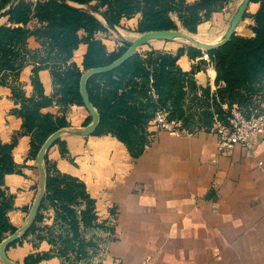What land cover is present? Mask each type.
<instances>
[{"label": "crops", "instance_id": "1", "mask_svg": "<svg viewBox=\"0 0 264 264\" xmlns=\"http://www.w3.org/2000/svg\"><path fill=\"white\" fill-rule=\"evenodd\" d=\"M231 1L198 24L191 35L203 42L219 39L233 11ZM256 7L248 4L247 11L253 12ZM137 18L138 14L119 21L116 27L123 38L131 40L139 34L134 31ZM249 22L248 18L240 20L234 31L249 35ZM103 33L109 31L94 35ZM110 39L101 41L106 51L119 36ZM185 44L182 40H150L135 51L152 48L173 53ZM27 45L37 46L32 37ZM84 49L85 45L79 44L70 59L79 67ZM200 56L189 58L183 53L177 64L183 71L197 67L195 84L213 90L215 72ZM33 66L26 63L14 80H8L9 86H18L26 97L33 93ZM36 76L42 93L50 96L48 70L38 69ZM9 86L0 85L2 141H10L20 127V118L11 112L17 103ZM44 111L62 114L69 129L81 128L87 116L84 108L75 104L64 111L51 104ZM146 130L148 142L136 157L109 134L61 135L63 153L52 145L46 159L58 172L83 182L93 200L98 225L84 228L79 236L83 254L79 249L75 258L74 241L72 250L59 256L46 237L49 233L63 236L66 229L53 224L52 209L46 208L36 229L5 249L6 257L17 264L35 253L48 254L38 264H264V127L250 135L246 146L234 144L226 154L217 152L212 126L181 134ZM28 140V135L16 136L12 155L17 172L4 176V185L12 195L7 216L15 227L24 222L38 186L36 163L26 157Z\"/></svg>", "mask_w": 264, "mask_h": 264}, {"label": "trees", "instance_id": "2", "mask_svg": "<svg viewBox=\"0 0 264 264\" xmlns=\"http://www.w3.org/2000/svg\"><path fill=\"white\" fill-rule=\"evenodd\" d=\"M10 1L0 0V10ZM66 1L100 10L115 26L121 19L138 14L134 29L137 33L183 30L193 34L198 24L222 10L231 0ZM248 4H257L253 12L247 11V5L241 17V20L249 19L247 27L250 34L240 35L234 31L224 44L206 51L215 72L213 90L208 85L200 87L195 84L193 73L197 67L183 71L178 66L177 59L183 53L189 58L201 55L200 49L189 44L178 47L173 53L152 48L144 52L134 51L111 70L90 75L85 89L98 121L89 135L109 134L124 145L131 157H136L148 142L146 125L155 110L165 111L168 120L179 122V126L186 131L207 129L214 120L225 122L233 105L245 117L263 112L264 0H249ZM2 19L0 85L9 86L8 80H14L26 63L34 66L30 76L33 90L30 96H24L16 85L9 86L11 97L17 103L11 112L20 118V127L10 141L0 139V241L16 228L7 216L12 209V195L4 185V176L17 172L12 155L16 136L28 135L26 157L35 161V154L43 140L56 129L68 127L62 114L53 115L44 109L51 104L58 105L61 111L71 104L83 107L78 88L82 72L110 63L126 48L122 44L116 50L106 51L94 35L97 31H109L103 22L88 12L67 8L58 0H17ZM29 37L37 44L35 48L28 47ZM79 44L85 45L80 67L70 61ZM41 68L47 69L50 76V96L42 93L36 76V71ZM89 120L87 112L82 125ZM52 145L60 148V154L63 153L64 140L60 136L54 139ZM42 163L44 193L33 222L5 249L36 229L43 210L51 208L53 224L66 230L63 236L49 233L46 240L55 245L56 255L59 256L67 250L71 251L72 243L76 241L77 258L82 247L79 236L84 228L98 225L93 200L82 181L58 172L45 155ZM57 243L59 246H56ZM47 256L43 253L28 254L22 264H38Z\"/></svg>", "mask_w": 264, "mask_h": 264}, {"label": "water", "instance_id": "3", "mask_svg": "<svg viewBox=\"0 0 264 264\" xmlns=\"http://www.w3.org/2000/svg\"><path fill=\"white\" fill-rule=\"evenodd\" d=\"M16 1L17 0H11L5 8L0 10V19L5 17L10 12L12 6L14 5ZM58 1L67 8L85 11V12H88L98 17L103 22V24L106 26L108 30H110L111 32L119 36V39L122 41L123 44H125L126 48L121 55H119L117 58L112 60L110 63L104 66L88 68L85 71H83L82 74L80 75L79 81H78L79 94L81 97L83 107L85 108V110L88 112L90 116L89 122L79 129H69V128L56 129L55 131L50 133L39 146L35 154V163L38 169V176H39L36 194L34 195L32 199V202L25 216L24 222L18 227H16L12 233L7 235L0 241V262L2 264H17L6 257L5 247L11 241L17 239L19 236L25 233V231H27V229L30 227V225L33 222L35 213L38 209L39 203L44 193L45 172H44L42 162H43L44 155L46 151L48 150V148L50 147L51 143L54 141V139L64 134L88 136L97 124V121H98L97 113L94 110V108L91 106V104L89 103L88 96H87L86 89H85L86 79L92 74L109 71L112 68L118 66L120 63L126 60L139 46H141L142 44L150 40L168 41V40L179 39L185 42L186 44H189L190 46L203 50V51H209L214 48H217L218 46L224 44L229 39V37L233 34L235 27L241 20L243 12L246 10L249 0H238V2L236 3L227 21L226 27L222 35L219 37V39L213 42L200 41L196 39L194 36H192L190 33H187L183 30L145 31V32L139 33L133 39L128 40V39L123 38L120 35L118 28L115 25H113L100 10L93 8L91 6L77 5V4L68 2L66 0H58Z\"/></svg>", "mask_w": 264, "mask_h": 264}, {"label": "built area", "instance_id": "4", "mask_svg": "<svg viewBox=\"0 0 264 264\" xmlns=\"http://www.w3.org/2000/svg\"><path fill=\"white\" fill-rule=\"evenodd\" d=\"M110 33L113 32L109 30V33L96 37L100 41H109L111 40ZM122 44V41L117 39L112 43V48L109 51L116 50ZM200 58L205 62L206 66H211L206 51H202ZM229 114L225 122L214 120L212 124V130L217 136L216 150L219 154H226L234 144L246 146L249 142L250 135L264 127V112L245 117L233 105L230 108ZM146 127L161 129L169 134H181L186 131L179 126V122L168 120L166 112L160 109L153 112Z\"/></svg>", "mask_w": 264, "mask_h": 264}, {"label": "rangeland", "instance_id": "5", "mask_svg": "<svg viewBox=\"0 0 264 264\" xmlns=\"http://www.w3.org/2000/svg\"><path fill=\"white\" fill-rule=\"evenodd\" d=\"M238 2V0H233V1H231V4H230V11H232L233 9H234V7H235V5H236V3ZM1 20V19H0ZM215 22H217V20H214ZM208 30L209 31H211L212 30V28H208ZM111 32V31H110ZM104 34V33H103ZM103 34H101V35H103ZM110 35L111 36H115V34L114 33H110ZM176 40H179V39H176ZM263 107H264V105H263ZM264 112V111H263Z\"/></svg>", "mask_w": 264, "mask_h": 264}]
</instances>
